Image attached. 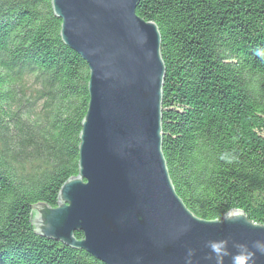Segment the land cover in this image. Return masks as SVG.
I'll return each mask as SVG.
<instances>
[{
	"label": "trees",
	"instance_id": "obj_1",
	"mask_svg": "<svg viewBox=\"0 0 264 264\" xmlns=\"http://www.w3.org/2000/svg\"><path fill=\"white\" fill-rule=\"evenodd\" d=\"M136 13L161 33L178 195L201 218L241 209L264 225V0H140ZM61 23L52 0H0V264H105L32 223L79 173L89 68Z\"/></svg>",
	"mask_w": 264,
	"mask_h": 264
},
{
	"label": "water",
	"instance_id": "obj_2",
	"mask_svg": "<svg viewBox=\"0 0 264 264\" xmlns=\"http://www.w3.org/2000/svg\"><path fill=\"white\" fill-rule=\"evenodd\" d=\"M139 1L52 0L63 42L88 65L89 103L79 173L56 207L33 206L35 232L105 264H264V225L241 209L201 218L176 191L162 148L161 33Z\"/></svg>",
	"mask_w": 264,
	"mask_h": 264
}]
</instances>
